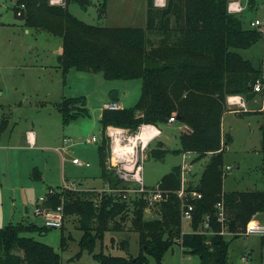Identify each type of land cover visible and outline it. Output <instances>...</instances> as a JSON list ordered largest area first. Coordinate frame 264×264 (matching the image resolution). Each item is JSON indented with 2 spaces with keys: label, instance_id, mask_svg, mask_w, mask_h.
I'll list each match as a JSON object with an SVG mask.
<instances>
[{
  "label": "trees",
  "instance_id": "1",
  "mask_svg": "<svg viewBox=\"0 0 264 264\" xmlns=\"http://www.w3.org/2000/svg\"><path fill=\"white\" fill-rule=\"evenodd\" d=\"M69 2L85 8L92 0H63L60 4L48 0H15L14 10L15 13L22 10L19 14L26 27L61 38L57 67L63 74L75 68L101 71L106 79H141V91L133 105L100 109L98 162L100 177L109 188H122L125 183L106 168L107 126L134 132L141 124L159 127L168 122L169 116L179 115L176 121L185 123L190 130L179 132L180 146L171 151L193 153L192 162L206 156L207 160L197 183L186 186V191L193 189L200 193L198 198L188 199L193 203L189 231L182 230L180 199L175 193L180 187L179 164L157 182L166 193L155 204V216L150 218L144 217L143 199L127 200L121 191L49 188L43 205L61 204L63 220L74 215L81 232L77 240L79 251L92 253L97 264H149L150 259L154 264H162L164 253L173 244L197 255L199 264H225L230 239L217 233L220 224L214 217V204L221 201L224 205L226 229L230 232L243 229L256 213H261L264 219V100L259 127L262 189L223 190V152L232 139L221 130L228 94H240L246 99L258 94L252 86L263 76L264 57L253 62L237 49L249 47L264 39V35L254 27H244L239 13L228 12V0H167L162 7L146 0L145 27L89 24L68 11ZM21 3L23 7H19ZM247 4L251 8L256 0H248ZM84 105V96L63 98L57 104L61 121L68 124L76 119L86 112ZM6 124V119L0 121V132ZM168 151L159 141L148 146V156L156 159H162ZM33 172L35 177H40L36 168ZM129 210L130 226L138 237L137 252L132 254L127 247H122L123 255L102 248L95 252L96 241L102 239L104 232L122 229L118 220H125ZM204 215H209L213 233L197 231ZM47 229L23 219L0 226V264H61V255L52 246L22 234ZM60 230L59 247L63 250L65 236ZM237 236L234 233L230 237Z\"/></svg>",
  "mask_w": 264,
  "mask_h": 264
},
{
  "label": "rangeland",
  "instance_id": "2",
  "mask_svg": "<svg viewBox=\"0 0 264 264\" xmlns=\"http://www.w3.org/2000/svg\"><path fill=\"white\" fill-rule=\"evenodd\" d=\"M262 1L256 0L253 7H247L238 14L244 27L249 25L252 18H264ZM48 2L52 3L50 0ZM166 2L167 0H162L154 5L162 7ZM60 3L63 0L54 4ZM67 9L89 24L146 25V0H92L85 8L76 2H69ZM19 11L22 10L15 13L13 0H0V121L6 119L7 123L6 128L0 132V226L21 219L40 226L43 224L42 218L33 210L37 199L45 196L49 188L56 190L61 186L65 187L66 183H72L76 189L111 193L119 191L120 188H109L100 177L97 153L101 136L99 113L103 101L110 99L113 91L117 92V100L122 107L133 105L141 91V79H106L101 71L75 68L63 74L57 67L61 38L41 29L26 27ZM263 42L264 39H260L237 51L243 57L257 62L264 52ZM70 96H84L86 112L64 124L57 104ZM244 100L247 111L256 112L262 107L264 97L255 94ZM225 105L229 110L235 107L226 102ZM242 115L227 111L222 117L223 128L232 135V141L223 152L222 188L225 191L262 189L259 129L262 116L258 113ZM178 127L177 122L159 126L161 132L156 141L170 150L162 159L148 156V148L144 150L141 175L145 185L155 186L163 174L181 162L180 153L171 151L180 146ZM28 130L34 133L32 143L27 140ZM127 131L132 133L128 129ZM92 136L96 140L87 142L86 139ZM108 155L106 168L118 177L114 167L108 162ZM190 157L186 186L197 183L207 160L206 156L192 162L194 154ZM72 158H77L83 164L73 163ZM226 165H229L228 169H225ZM34 168L39 171L40 177H35ZM123 182L125 186L122 185V188L137 185L135 181ZM133 196V192L126 191L124 198L130 200ZM25 206L27 212L24 211ZM131 216L129 210L125 220L120 221L116 217L122 229L104 232L102 239L96 241L94 251L102 248L106 252L123 255V249L113 246L127 247L130 243L129 252L132 253L136 233L130 226ZM153 216L155 207L144 210L145 218ZM182 227L189 231L190 222L182 220ZM60 229L65 236L66 246L63 250L59 247ZM22 234L52 246L60 253L61 264H91L95 260L92 253L79 251L77 240L81 232L77 229L74 215H67L61 228L51 227L46 232L25 231ZM233 235L226 236L230 243L225 264H264V247L261 246L259 235L239 234L238 237H230ZM137 250L135 248V253ZM149 264H154L152 259ZM162 264H199V258L195 254L181 251L179 245L173 244L164 253Z\"/></svg>",
  "mask_w": 264,
  "mask_h": 264
},
{
  "label": "built area",
  "instance_id": "3",
  "mask_svg": "<svg viewBox=\"0 0 264 264\" xmlns=\"http://www.w3.org/2000/svg\"><path fill=\"white\" fill-rule=\"evenodd\" d=\"M52 3H57L60 0H50ZM54 1V2H53ZM157 2L161 3L162 0H155L154 4ZM248 0H228L227 2V11L238 14L243 11L246 7ZM20 7H23V3L20 4ZM262 11L264 13V0L262 1ZM19 13V12H18ZM250 27H254L261 31L264 35V18H252L249 20ZM264 47V42H263ZM264 57V52L262 58ZM253 90L258 94L262 92V96L264 95V73L262 78L256 79L252 86ZM264 97V96H263ZM225 102L228 105L235 106L232 107L231 111H239L246 110V103L244 98L240 94H228L226 96ZM106 108L109 109H117L120 108L119 103L114 100H111L104 104ZM176 121V117L169 116L168 122ZM167 122V123H168ZM179 131H187L190 130L189 127L185 123L179 122ZM143 130H150L148 133L142 134ZM161 130L154 124H141L135 132L128 133L127 129L107 126L105 133L109 138V157L108 162L115 169V173L118 178L123 181H135L137 183L136 186H129L120 188L122 192V197H125L126 191H131L134 193L133 197L141 198L145 201V209H151L155 206L156 203L163 200L165 198L164 194L166 191L161 189L158 184L155 186H147L143 183L141 169H142V160L144 159V150L148 148L150 141L155 139ZM139 136V137H138ZM64 141L67 139H63ZM95 137L87 138L86 141H95ZM181 162L179 163L180 168V187L175 190L177 197L180 199V216L181 220L191 221L192 219V211H193V203L188 201L189 198L194 199L200 196V193L196 190L190 189L186 191L187 174L190 170L191 165V155L193 153L190 152H182ZM188 158V160H187ZM73 163L81 165L83 162L78 160L77 158H72ZM88 165L87 162L84 163ZM229 165L225 166V169H228ZM65 187L76 189L72 185V183L64 184ZM45 200V196H40L37 199V203L34 206L33 212L41 216L42 225L48 228L51 227H61L63 221V208L61 204L51 206H44L43 201ZM214 217L216 222L220 224V229L217 233L224 235H232L234 233L247 235V234H257L260 236L262 245L264 246V221H253L250 219L245 227L237 232H230L226 229V212L225 207L221 201H217L214 204ZM210 225V217L209 215H204L202 221L200 223V227L197 229L199 232H207L213 233Z\"/></svg>",
  "mask_w": 264,
  "mask_h": 264
},
{
  "label": "crops",
  "instance_id": "4",
  "mask_svg": "<svg viewBox=\"0 0 264 264\" xmlns=\"http://www.w3.org/2000/svg\"><path fill=\"white\" fill-rule=\"evenodd\" d=\"M13 1H15V0H13ZM118 99V94H117V98L116 99H112V98H110V99H108V100H104L103 101V103H102V105H101V107L102 106H104V104L105 103H107V102H109V101H111V100H114V101H116L117 103H119V101L117 100ZM245 101V100H244ZM119 105H120V103H119ZM120 107H122L121 105H120ZM262 108V107H261ZM261 108H259L256 112H244V110L242 111V110H239V111H233V112H235V113H238L239 115H241V116H243L242 114L243 113H258V114H260L261 115V113H260V111H261ZM101 109V108H100ZM247 110V109H246ZM227 111H231V110H229V109H226L225 111H224V113H223V115L225 114V112H227ZM99 115H100V113H99ZM223 115H222V117H223ZM174 122H177L178 124H179V122L178 121H174ZM174 122H168V123H174ZM261 125V124H260ZM260 125H259V127H260ZM221 130H222V132H228V131H225V129L223 128V126H222V120H221ZM229 134H230V132H228ZM231 135V134H230ZM26 136H27V140L28 141H30V143H32L33 142V139H34V133L32 132V131H27L26 132ZM64 138V137H63ZM157 138V137H156ZM155 138V139H156ZM231 139H232V135H231ZM232 141V140H231ZM62 147V146H61ZM62 152H63V150H62ZM87 186H91V187H93L94 185H87ZM251 219H259L260 221H264V219H263V215L261 214V213H256V214H254L253 216H252V218ZM182 230L183 231H185L184 229H183V227H182ZM134 233H136L135 231H134ZM238 237V236H237ZM136 242H137V244H138V237H137V233H136V237L134 238V241H133V249H132V254H134L135 253V248L136 249H138V245L136 246ZM260 243H261V246H263L262 245V241H261V238H260ZM129 245H130V243H129ZM129 245L127 246V248H128V251H129ZM114 248H117V247H120L119 245H117V246H113ZM264 247V246H263ZM121 249H122V247H120ZM125 251V250H124ZM181 251H183L182 250V248H181ZM184 252V251H183ZM94 260V259H93ZM91 264H97V262H96V260H94V261H91Z\"/></svg>",
  "mask_w": 264,
  "mask_h": 264
},
{
  "label": "water",
  "instance_id": "5",
  "mask_svg": "<svg viewBox=\"0 0 264 264\" xmlns=\"http://www.w3.org/2000/svg\"><path fill=\"white\" fill-rule=\"evenodd\" d=\"M111 98H112V99H116V98H117V92H116V91H113V92L111 93ZM176 118L179 119V115H176ZM155 142H156V139H152V140L150 141V145H154ZM225 148H226V147H225ZM24 211L27 212V207H26V206L24 207Z\"/></svg>",
  "mask_w": 264,
  "mask_h": 264
},
{
  "label": "bare ground",
  "instance_id": "6",
  "mask_svg": "<svg viewBox=\"0 0 264 264\" xmlns=\"http://www.w3.org/2000/svg\"><path fill=\"white\" fill-rule=\"evenodd\" d=\"M148 132H150V130H143L142 134H144V133H148ZM138 137H139V136H138Z\"/></svg>",
  "mask_w": 264,
  "mask_h": 264
}]
</instances>
